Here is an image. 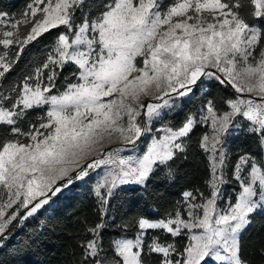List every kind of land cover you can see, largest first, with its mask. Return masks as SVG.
<instances>
[{
    "label": "snow or ice",
    "instance_id": "1",
    "mask_svg": "<svg viewBox=\"0 0 264 264\" xmlns=\"http://www.w3.org/2000/svg\"><path fill=\"white\" fill-rule=\"evenodd\" d=\"M84 4L30 0L19 17L0 11V246L17 224L95 181L102 218L86 229L79 264H247L241 235L264 211V0H101L95 12ZM53 31L44 59L8 83ZM205 81L232 98L206 99L166 123ZM197 129L205 188L184 191L165 218L141 217L134 237L105 248L113 196L146 187ZM241 134L258 151L230 161Z\"/></svg>",
    "mask_w": 264,
    "mask_h": 264
},
{
    "label": "trees",
    "instance_id": "2",
    "mask_svg": "<svg viewBox=\"0 0 264 264\" xmlns=\"http://www.w3.org/2000/svg\"><path fill=\"white\" fill-rule=\"evenodd\" d=\"M28 3L30 0H0V11L19 17ZM100 4L101 0H85L84 10L95 12ZM54 41L55 31L30 46L8 83L18 81L32 71L44 59ZM69 75V69L66 68L59 83L62 84L64 77ZM227 98H232L231 92L214 82L202 85L188 102L169 113L165 122L179 124L188 114L196 112L206 99H214L221 105ZM201 133L202 130L197 129L186 143L185 152L178 154L167 167L156 170L146 187L129 186L113 196L107 214L103 217L105 228L102 237L105 248L110 246L113 239L134 237L139 218L152 221L163 219L174 211L184 191L205 188L206 161L197 149ZM228 150L230 161L235 160L239 151H258L243 134L232 138ZM231 170L230 162L226 169L229 179ZM93 183H80L70 195L55 199L35 216L17 224L3 246H0V264H79L81 242L90 236L86 229L101 223L102 218L101 206L92 192ZM232 188L231 183L226 186V199ZM251 220L241 235L242 259L247 264H264V211H257Z\"/></svg>",
    "mask_w": 264,
    "mask_h": 264
},
{
    "label": "rangeland",
    "instance_id": "3",
    "mask_svg": "<svg viewBox=\"0 0 264 264\" xmlns=\"http://www.w3.org/2000/svg\"><path fill=\"white\" fill-rule=\"evenodd\" d=\"M210 82H211V81H205L204 85H208ZM156 125L158 126V124H155V123H154V125H153V129L156 127ZM148 138L150 139V135H149ZM227 185H228V184H227ZM227 185H225V188H226ZM134 187H137V186H134ZM231 191H232V190H231ZM34 216H35V215H34ZM30 218H31V217H30Z\"/></svg>",
    "mask_w": 264,
    "mask_h": 264
},
{
    "label": "crops",
    "instance_id": "4",
    "mask_svg": "<svg viewBox=\"0 0 264 264\" xmlns=\"http://www.w3.org/2000/svg\"><path fill=\"white\" fill-rule=\"evenodd\" d=\"M95 182V181H94Z\"/></svg>",
    "mask_w": 264,
    "mask_h": 264
}]
</instances>
